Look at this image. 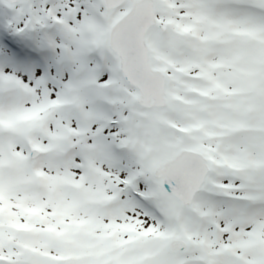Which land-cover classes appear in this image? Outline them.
<instances>
[{
  "label": "snow or ice",
  "instance_id": "1",
  "mask_svg": "<svg viewBox=\"0 0 264 264\" xmlns=\"http://www.w3.org/2000/svg\"><path fill=\"white\" fill-rule=\"evenodd\" d=\"M0 264H264V0H0Z\"/></svg>",
  "mask_w": 264,
  "mask_h": 264
}]
</instances>
